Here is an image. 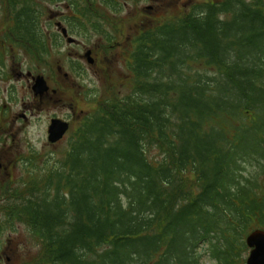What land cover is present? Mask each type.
<instances>
[{"label": "trees", "instance_id": "16d2710c", "mask_svg": "<svg viewBox=\"0 0 264 264\" xmlns=\"http://www.w3.org/2000/svg\"><path fill=\"white\" fill-rule=\"evenodd\" d=\"M45 1H69L68 23L108 40L100 17L123 6L1 0L6 32L36 59ZM124 60L129 92L109 76L63 162L8 191L0 235L22 221L39 264H245L246 235L264 229V8L198 5L137 31Z\"/></svg>", "mask_w": 264, "mask_h": 264}, {"label": "rangeland", "instance_id": "374dc122", "mask_svg": "<svg viewBox=\"0 0 264 264\" xmlns=\"http://www.w3.org/2000/svg\"><path fill=\"white\" fill-rule=\"evenodd\" d=\"M121 1L120 9L105 11L110 21L100 17L110 40L103 34L83 33L73 21L68 23L69 1L43 2L40 26L47 41L46 50L41 49V53L47 55L43 59H36L31 50L14 43L0 12V37L3 32L7 33L5 44L0 41L4 62H0V220H4L2 209L9 190H24L29 178L43 180L49 167L63 162L73 128L81 121L86 108L96 106L87 102L106 94L103 87L109 76L115 79L114 91L118 96L129 92L124 54L132 36L141 29L198 7L193 9L188 0ZM245 1L264 8L261 0ZM99 2L96 0L94 5L101 12ZM62 27L75 39L73 42L62 34ZM88 50L92 63L87 60ZM37 75H42L49 87L42 95H35L32 88ZM55 117L68 121L69 127L62 138L50 142L48 127ZM28 233L22 221L13 222L1 233L0 264H39L31 262L40 247ZM248 252L249 248L245 258ZM203 264L210 261L205 257Z\"/></svg>", "mask_w": 264, "mask_h": 264}, {"label": "water", "instance_id": "95a60500", "mask_svg": "<svg viewBox=\"0 0 264 264\" xmlns=\"http://www.w3.org/2000/svg\"><path fill=\"white\" fill-rule=\"evenodd\" d=\"M62 34L67 37L69 42L75 39L68 36L67 29L61 28ZM90 50L87 51V60L92 63L93 58L90 56ZM33 91L35 95H42L48 91V84L42 75H37L34 78ZM69 127L68 121L62 118H52L48 127V140L56 142L63 137ZM245 244L249 247L248 255L245 259V264H264V229L256 228L250 231L245 237Z\"/></svg>", "mask_w": 264, "mask_h": 264}, {"label": "flooded vegetation", "instance_id": "af4514ba", "mask_svg": "<svg viewBox=\"0 0 264 264\" xmlns=\"http://www.w3.org/2000/svg\"><path fill=\"white\" fill-rule=\"evenodd\" d=\"M196 0H188L187 2H188V5L189 4H191V5H193L192 7H193V9L196 7V6H198V5H203V4H215L216 6H220L225 0H200V1H198V2H195ZM262 2H263V5H264V0H261ZM195 2V3H194ZM193 3V4H192ZM191 7V8H192ZM195 9H197V8H195ZM201 14V13H200ZM220 17H222L221 15H220Z\"/></svg>", "mask_w": 264, "mask_h": 264}]
</instances>
